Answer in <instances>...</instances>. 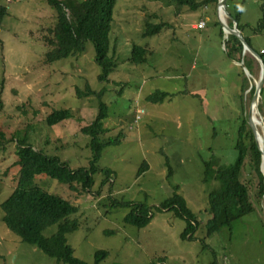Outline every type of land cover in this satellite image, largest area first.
I'll list each match as a JSON object with an SVG mask.
<instances>
[{
	"label": "rangeland",
	"instance_id": "obj_1",
	"mask_svg": "<svg viewBox=\"0 0 264 264\" xmlns=\"http://www.w3.org/2000/svg\"><path fill=\"white\" fill-rule=\"evenodd\" d=\"M0 3L6 6L0 21V131L4 134L0 140V202L18 176L16 137L25 135L36 148L58 156L70 167L89 165L90 135L81 127L96 116L98 103L92 94L78 96L76 91L77 86L84 90L88 82L96 91L104 87L101 100L109 115L103 120L108 127L106 136L101 137H115L119 130L124 136L102 148L99 170L89 189L78 183L71 188L43 172L34 177L44 189L77 205L73 215L78 227L66 235L74 255L92 262L95 251L105 249L107 255L99 264H159L155 260L160 258L164 264H264L263 224L238 222L231 235L226 227L207 234L204 225L208 189L213 184L202 180L204 160L212 159L214 166L231 161L234 152L230 146L241 124L236 118L240 111L239 68L223 48L213 5L192 9L159 0H116L109 32L116 66L107 79L99 80L100 66L89 40L81 52L52 62L44 60L48 46L43 36L55 14L46 0ZM260 3H235L240 7V21L246 25L244 33L255 47H264V31L258 34L251 29L262 16ZM146 17L167 25L155 35L143 36ZM223 18L228 23V16ZM199 19L205 24L192 27ZM133 42L152 49L145 63L129 61ZM249 77L255 84L259 68ZM155 89L166 91L161 101L146 98ZM60 107H69L73 115L47 124L46 115ZM138 108L145 109L140 116ZM258 111L264 122V114ZM228 122H234V128ZM257 127L260 129L259 124ZM165 163L172 167L170 176ZM102 167L115 172L110 195L106 194L112 183L105 180L101 184ZM174 184L199 220L191 237L181 235L187 224L183 217L158 208ZM113 198L147 203L150 221L141 226L125 222L129 206L110 205ZM261 204L264 218V196ZM2 214L0 206V264H69L21 240L6 226ZM56 226L51 224L44 233L49 235Z\"/></svg>",
	"mask_w": 264,
	"mask_h": 264
},
{
	"label": "trees",
	"instance_id": "obj_2",
	"mask_svg": "<svg viewBox=\"0 0 264 264\" xmlns=\"http://www.w3.org/2000/svg\"><path fill=\"white\" fill-rule=\"evenodd\" d=\"M54 9V22L48 25V31L43 36L47 50L44 60L52 62L54 60L67 57L81 52L85 48V42L91 41L94 46V59L100 66L98 73L99 80H105L116 66V57L112 53L114 47L110 48L109 32L112 28L114 4L116 0H46ZM176 7L189 5L196 8L203 4H211L216 11L217 0H159ZM238 0H228L226 8L230 14L227 20L229 25L236 21L238 28L247 42L260 54L264 62V47H255L250 35L244 33L245 24L240 21V7L235 3ZM262 16L257 23L251 26L253 33L264 31V0L260 3ZM6 13V6L0 3V21ZM218 23V21H216ZM167 25L165 21L156 22L150 17L144 19L141 35H155ZM219 35L222 38L223 48L227 56L232 59L239 68V91L240 108L236 113V118L241 120L237 135L233 145V157L226 165L212 164V159L204 160L205 169L202 180L211 182L207 194V204L205 212L207 218L204 221L207 234L219 231L221 227H226L229 235L233 232L234 221L241 217L255 214L262 217V196L264 194L263 173L260 169L261 153L258 149L251 126L247 123V110L250 99L254 91L252 77L246 75L239 61H243L252 75H256L259 68L255 58L249 52H243L242 41L232 33L224 35L219 26ZM148 44L141 45L133 42L129 61L133 63L146 62L151 58L152 49L147 48ZM150 53V54H149ZM146 54H149L148 57ZM104 88V87H103ZM94 90L88 82L85 89L77 86L78 96L82 94H92L98 103V112L92 121L81 127V130L90 135V147L92 155L88 166L70 167L65 160H61L56 155H50L42 149L36 148L24 135L17 137L15 153L18 165V177L16 185L8 196L0 202L3 210L2 219L6 226L16 233L25 242L32 243L42 249L46 254L56 257V259L69 264H99V261L107 255L105 249L95 251L94 260L87 262L77 257L73 253L72 246L67 242V233L78 227L79 221L74 212L77 205L63 196L49 192L39 185L35 180V174L43 172L69 183L71 188H77V183L82 188L89 189L94 184V172L99 170L97 161L101 155V150L106 144L118 143L124 133L119 130L115 137L102 138L106 136L108 127L103 125V120L109 115L107 104L101 100L104 89ZM264 83L260 90L258 109L264 114L262 103ZM166 94L165 90L155 89L147 94L146 98L151 101H161ZM145 109L138 108V115ZM69 107L53 108L46 115L45 122L49 125L59 122L72 116ZM234 128V122H228ZM4 134L0 131V140ZM228 140H226L227 144ZM228 145V144H227ZM229 149V146H227ZM203 161V160H202ZM147 163H144L146 166ZM167 176L172 174V167L165 163ZM102 172L101 184L108 181L113 182L115 172L109 168H100ZM140 173V172H139ZM138 173V174H139ZM97 189L101 191L100 184ZM112 187L108 186L107 194L112 193ZM178 185L172 186L171 193L161 201L158 208L173 210L175 214L183 217L187 224L181 232L184 237L192 236V230L198 225L192 211L187 207L184 197L177 191ZM110 205H128L129 210L124 214L125 222L141 226L150 221L149 205L145 202L130 203L129 201H119L113 198ZM258 213V214H257ZM56 223L55 231L49 235L44 233V229ZM232 237L230 236V240ZM160 264L164 263L162 258L155 260ZM154 262V261H153ZM212 262L211 264H214ZM216 264V263H215Z\"/></svg>",
	"mask_w": 264,
	"mask_h": 264
},
{
	"label": "water",
	"instance_id": "obj_3",
	"mask_svg": "<svg viewBox=\"0 0 264 264\" xmlns=\"http://www.w3.org/2000/svg\"><path fill=\"white\" fill-rule=\"evenodd\" d=\"M227 2H228V0H217V3H216L217 14H218L219 7H221L224 11V14L226 16H230V14L226 8ZM217 20L219 21V25H220L222 31L224 33H226L225 30L227 29L228 33L235 34L242 41L243 52H246V51L250 52L253 55V57L255 58V60L257 61V63L259 64V77H258V80L254 84V91L252 93L251 102H250L248 110H247V123H248V125H251L250 116L252 114L253 107H256V112L259 113L258 108H257V103H258V97L260 95L261 87L264 83V62H263L260 54L247 42V40L245 39V37L241 33L240 29L238 28L235 20H233L232 25H229L227 22H223L220 20L219 14H218ZM239 63L243 67L246 75H251L248 68L245 66L244 62L241 60V61H239ZM259 115H260V113H259ZM259 117H261V121H262V122H259L260 129H261L260 133H261L262 137L259 136L258 128L256 127L255 124L253 126H251L252 127L251 129H252V132L254 134V138H255V141L257 143L258 149L260 150V153H261L260 169L263 173V182H264V122H263L262 116L260 115ZM259 137L262 140L261 142L258 139ZM263 196H264V194H263Z\"/></svg>",
	"mask_w": 264,
	"mask_h": 264
},
{
	"label": "bare ground",
	"instance_id": "obj_4",
	"mask_svg": "<svg viewBox=\"0 0 264 264\" xmlns=\"http://www.w3.org/2000/svg\"><path fill=\"white\" fill-rule=\"evenodd\" d=\"M218 14H219V18H220V20L221 21H223V22H227L224 18H223V16H225V14H224V11H223V9L221 8V7H219V10H218ZM223 15V16H222ZM226 31V33H228V30L226 29L225 30ZM250 76H252V75H250ZM257 112H256V107H253V109H252V114H251V116H250V118H251V125L250 126H253L254 124L256 125V127H257V125L259 124V122H262L261 121V117H259V116H257V114H256ZM252 128V127H251ZM258 134H259V136L260 137H262V135H261V133H260V131L258 130ZM258 138L259 139V141L261 142L262 140H261V138Z\"/></svg>",
	"mask_w": 264,
	"mask_h": 264
},
{
	"label": "crops",
	"instance_id": "obj_5",
	"mask_svg": "<svg viewBox=\"0 0 264 264\" xmlns=\"http://www.w3.org/2000/svg\"><path fill=\"white\" fill-rule=\"evenodd\" d=\"M245 221H257V222L263 224L259 216L255 215V214H251V215H248L247 217H241L240 219L235 220L233 230H234L236 223L245 222Z\"/></svg>",
	"mask_w": 264,
	"mask_h": 264
},
{
	"label": "clouds",
	"instance_id": "obj_6",
	"mask_svg": "<svg viewBox=\"0 0 264 264\" xmlns=\"http://www.w3.org/2000/svg\"><path fill=\"white\" fill-rule=\"evenodd\" d=\"M217 3V2H216ZM217 13V12H216ZM226 16V15H225ZM217 19H218V14H217ZM199 20H204V19H199ZM199 22V21H198ZM197 22V23H198ZM197 23H192V27H198V25H197ZM233 23V22H232ZM204 24H205V20H204ZM203 24V25H204ZM229 24V23H228ZM202 25V26H203ZM232 25V24H231ZM227 34V33H226ZM251 74V73H250ZM252 75V74H251ZM250 76V75H249ZM252 97V96H251ZM250 102H251V100H250ZM259 112V111H258ZM258 128V130L260 131V129H259V127H257ZM23 137V136H22ZM16 143H17V137H16ZM18 177V176H17ZM17 181V180H16ZM16 185V182H15V184H14V186ZM12 191V190H11ZM159 263V262H158ZM165 263V262H164ZM164 263H162V264H164ZM160 264V263H159Z\"/></svg>",
	"mask_w": 264,
	"mask_h": 264
},
{
	"label": "built area",
	"instance_id": "obj_7",
	"mask_svg": "<svg viewBox=\"0 0 264 264\" xmlns=\"http://www.w3.org/2000/svg\"><path fill=\"white\" fill-rule=\"evenodd\" d=\"M204 24V20H199V22L197 23V25L202 26Z\"/></svg>",
	"mask_w": 264,
	"mask_h": 264
}]
</instances>
